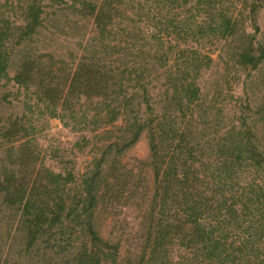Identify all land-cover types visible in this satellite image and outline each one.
Returning <instances> with one entry per match:
<instances>
[{
    "label": "trees",
    "instance_id": "trees-1",
    "mask_svg": "<svg viewBox=\"0 0 264 264\" xmlns=\"http://www.w3.org/2000/svg\"><path fill=\"white\" fill-rule=\"evenodd\" d=\"M79 3L83 12L89 8L85 17H92L97 33L105 37L113 25L111 2ZM47 5L76 8L77 2L25 0L20 20L13 23L0 10V89L13 82L33 91L36 105L80 133L82 148H91L92 156L80 170L70 161L60 170L27 175L23 169L34 156L32 121L17 117L2 126L0 150L9 145L15 162L0 167V194L4 204L21 211L23 256L44 239L62 235L66 245L60 254L68 264H173L170 245L177 239L180 247L194 251L192 264H264V184L253 181L240 192L235 189L245 167L263 174L264 181V146L253 140L256 134L244 118L222 127V110L212 106L199 83L218 59L243 73L264 65V39L258 37L261 6L244 0L237 10L235 3L201 0L198 20H180L195 29L191 36L175 29L167 48L166 38L156 33L140 45L118 40L113 66L83 60L61 82L53 66H46V73L36 70L29 55ZM107 16L110 20L103 24ZM222 41L229 42L226 57L224 51L215 57L212 47L205 50ZM155 80L162 81L158 102H153L150 86ZM144 134L150 157L138 161L153 173L151 194H138L143 170L134 172L123 161ZM135 199L146 205L143 213L150 225L137 262L124 258L120 244L104 236L99 225L101 214ZM233 229L242 230L240 243L229 244Z\"/></svg>",
    "mask_w": 264,
    "mask_h": 264
},
{
    "label": "rangeland",
    "instance_id": "rangeland-1",
    "mask_svg": "<svg viewBox=\"0 0 264 264\" xmlns=\"http://www.w3.org/2000/svg\"><path fill=\"white\" fill-rule=\"evenodd\" d=\"M24 1L0 0V10L6 17L11 18L10 22H18ZM65 1L69 6L77 2V7L47 5L44 25L28 46L29 55L35 61V69L46 73L49 71L46 66L51 65L54 68L56 80L61 82L62 78L83 60L94 59L101 64H106L108 68L113 66L115 62L113 45L118 40H122L123 43L132 41L140 45L156 33L159 37L166 38L167 48L169 39L174 37L171 33L175 29L184 36H186L185 32L188 36L194 33L192 31L195 29L185 28L180 20L187 19L189 22H194L200 18L199 15L202 13V10L199 13L197 9V4L201 0H109L113 25L109 26L110 30L105 37H102L97 33L94 19L85 17L89 8L83 12L80 0ZM94 1L98 4L102 3V0ZM223 1L226 6L232 3L237 4V10H240L244 0ZM250 1L261 6L258 15L260 26L258 37L264 39V0ZM109 20L107 16L102 23H107ZM251 31L253 32V29ZM151 43L154 44L153 41ZM190 45L193 46V43ZM228 45L229 42L225 41L216 43L215 46L208 44L205 50H210L212 47L215 50L214 56L217 57ZM226 53L224 51V57ZM184 58H181L180 62ZM19 59H21L20 55L15 61ZM217 61L211 70L203 74L199 83L212 106L222 110V127L227 128L239 118H244L247 127L256 134L253 140L264 146V65L258 70L243 73L233 65L234 63L226 66L224 61L219 59ZM15 70V68L11 70V76L14 75ZM161 84L162 81L155 80L150 85L154 92L153 102L160 100V95L157 94L161 92ZM32 92H28L13 82L0 89V129L8 120L17 117L30 119L34 126L30 144L34 156L26 161L24 174L28 175L33 170L37 173L45 168L60 170L70 161L78 170L83 169L92 156L91 148H82L85 144L81 140L80 133L65 127L59 119L50 117L41 103L37 106L38 96ZM30 106L33 107L32 111L29 109ZM2 141L0 137V144ZM19 145L20 142L16 143V146ZM9 149V145H6L0 150V167L3 163L12 166L15 162V159L12 160L9 156ZM149 157L150 145L146 134L123 157L124 164L129 169L137 173L143 170L145 178L139 183L138 194H143L146 190L148 194L154 191L151 168L141 166L138 161H148ZM262 177L263 174L255 172L250 167H245L238 175L239 185L237 184L235 189L240 192V188L247 187L253 181L264 184ZM3 201L4 198L0 194V264H68V259L60 254L64 251L62 247L66 245L62 235H57L49 242L44 239L41 247H35L23 256L25 241L20 232L22 229L19 224L21 211L18 206L10 207ZM143 206L146 207L140 199H135L131 205L119 207L111 213H103L99 216V225L104 236L120 244L122 256L126 259L132 258L135 262L140 257L138 254L147 244L150 227L149 219L144 216ZM173 210L170 211L171 216L174 214ZM234 232L229 237V244L233 240L240 243L244 236L241 229ZM181 243L182 241L177 239L174 245H170L173 264H188L194 258V251L180 247Z\"/></svg>",
    "mask_w": 264,
    "mask_h": 264
}]
</instances>
